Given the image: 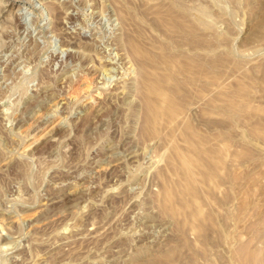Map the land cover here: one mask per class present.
Instances as JSON below:
<instances>
[{"label": "rangeland", "instance_id": "1", "mask_svg": "<svg viewBox=\"0 0 264 264\" xmlns=\"http://www.w3.org/2000/svg\"><path fill=\"white\" fill-rule=\"evenodd\" d=\"M180 1L228 92L186 113L227 145L193 224L160 208L173 149L143 135L116 0H0V264H264V0Z\"/></svg>", "mask_w": 264, "mask_h": 264}, {"label": "bare ground", "instance_id": "2", "mask_svg": "<svg viewBox=\"0 0 264 264\" xmlns=\"http://www.w3.org/2000/svg\"><path fill=\"white\" fill-rule=\"evenodd\" d=\"M136 2L148 6L149 11L137 7ZM116 4L126 26L122 41L133 60L130 69L137 70L135 86L144 115L143 135L168 140L173 149L168 168L160 176V208L174 218L185 215L186 222L193 224L204 211L199 201L214 192L220 171L226 169L227 145L223 141V149L205 150L209 140L187 125L186 113L195 99L209 107L225 102L226 85L219 82L225 80L223 72L215 74L224 61L212 57V48L202 34H197L203 28L200 26L204 30L211 25L189 13L180 0H169L168 5L165 0H116ZM206 14L205 8L199 10L202 17ZM217 88L222 90L216 96ZM180 135L187 144L185 148L179 145Z\"/></svg>", "mask_w": 264, "mask_h": 264}]
</instances>
